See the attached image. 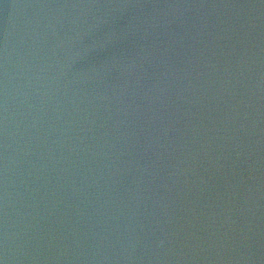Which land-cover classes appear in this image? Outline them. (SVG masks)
Returning <instances> with one entry per match:
<instances>
[{
    "label": "water",
    "instance_id": "95a60500",
    "mask_svg": "<svg viewBox=\"0 0 264 264\" xmlns=\"http://www.w3.org/2000/svg\"><path fill=\"white\" fill-rule=\"evenodd\" d=\"M114 0H0V264H43Z\"/></svg>",
    "mask_w": 264,
    "mask_h": 264
}]
</instances>
